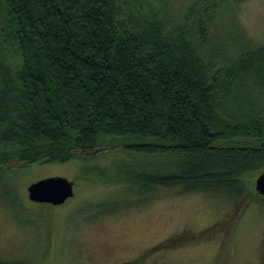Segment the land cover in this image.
I'll return each mask as SVG.
<instances>
[{
    "label": "trees",
    "instance_id": "1",
    "mask_svg": "<svg viewBox=\"0 0 264 264\" xmlns=\"http://www.w3.org/2000/svg\"><path fill=\"white\" fill-rule=\"evenodd\" d=\"M246 1L195 0L175 21L167 0H0V175L93 159L104 142L145 159L137 170L162 158L146 188L226 195L234 211L251 201L264 45L223 59L209 37Z\"/></svg>",
    "mask_w": 264,
    "mask_h": 264
},
{
    "label": "rangeland",
    "instance_id": "2",
    "mask_svg": "<svg viewBox=\"0 0 264 264\" xmlns=\"http://www.w3.org/2000/svg\"><path fill=\"white\" fill-rule=\"evenodd\" d=\"M167 1L176 21L195 0ZM209 32L223 59L243 45H264V0L231 7ZM98 150L102 154L93 159L36 163L0 175V262L264 264V196L255 179L253 199L234 211L226 195L143 186L144 174L154 175L153 166L162 162L159 156H149L153 166L143 171L136 165L145 159L121 146L103 142ZM57 177L73 183L72 198L58 206L30 199L32 184ZM170 239H177L175 246L161 247Z\"/></svg>",
    "mask_w": 264,
    "mask_h": 264
},
{
    "label": "water",
    "instance_id": "3",
    "mask_svg": "<svg viewBox=\"0 0 264 264\" xmlns=\"http://www.w3.org/2000/svg\"><path fill=\"white\" fill-rule=\"evenodd\" d=\"M255 190L259 195L264 196V173L256 178ZM28 192L34 202L58 206L74 196V186L64 178H49L32 184Z\"/></svg>",
    "mask_w": 264,
    "mask_h": 264
}]
</instances>
